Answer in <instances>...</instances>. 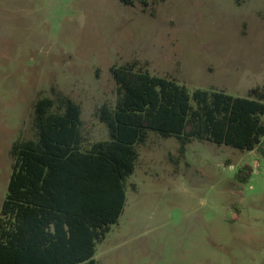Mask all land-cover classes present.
<instances>
[{"label":"rangeland","instance_id":"rangeland-1","mask_svg":"<svg viewBox=\"0 0 264 264\" xmlns=\"http://www.w3.org/2000/svg\"><path fill=\"white\" fill-rule=\"evenodd\" d=\"M139 60L194 89L264 90V0H0V212L11 145L33 135V103L52 88L81 104L84 133L117 98L113 65ZM119 222L98 264H264V157L152 133L139 147ZM253 167L248 182L236 173ZM135 185V186H134Z\"/></svg>","mask_w":264,"mask_h":264},{"label":"trees","instance_id":"trees-1","mask_svg":"<svg viewBox=\"0 0 264 264\" xmlns=\"http://www.w3.org/2000/svg\"><path fill=\"white\" fill-rule=\"evenodd\" d=\"M165 0L139 2L144 8ZM114 104L96 117L108 138L83 132L81 104L52 88L33 103L29 138L11 145L12 172L0 212V264H98L97 244L117 224L139 147L152 133L175 136L184 151L193 139L257 150L264 157V90L235 96L220 89L190 92L176 78L149 71L139 60L113 65ZM253 174L250 164L236 173ZM135 186V185H134Z\"/></svg>","mask_w":264,"mask_h":264},{"label":"crops","instance_id":"crops-1","mask_svg":"<svg viewBox=\"0 0 264 264\" xmlns=\"http://www.w3.org/2000/svg\"><path fill=\"white\" fill-rule=\"evenodd\" d=\"M83 127H84V122H83ZM83 132H84V130H83ZM90 140H92V138H90L86 133H84ZM107 138H108V132H107ZM107 138H104V139H107ZM98 140H100V139H98ZM92 141H96V140H92Z\"/></svg>","mask_w":264,"mask_h":264}]
</instances>
